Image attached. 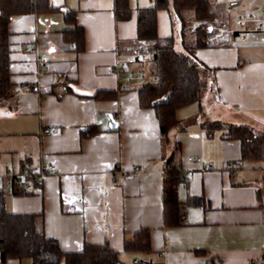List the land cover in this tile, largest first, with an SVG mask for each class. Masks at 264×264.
I'll return each mask as SVG.
<instances>
[{"label":"crops","instance_id":"1","mask_svg":"<svg viewBox=\"0 0 264 264\" xmlns=\"http://www.w3.org/2000/svg\"><path fill=\"white\" fill-rule=\"evenodd\" d=\"M208 1L216 18L203 22L211 30L208 46L194 52L209 69L202 74L204 89L199 102L177 109V125L166 134L153 110L138 103V88L153 80L150 61L117 76L110 72L139 44L136 12L152 0H127L126 21L113 17L112 0H48L51 12L9 19L11 94L0 98V191L7 213L35 216L65 254L106 244L124 264H248L260 257L264 160H243L238 139L223 138L222 128L208 136L202 125L245 126L264 136V0ZM66 11L75 13L85 34L81 52L63 39L62 31L71 29ZM155 17L158 36H175L182 52L178 25L164 9ZM97 92L114 96L96 99ZM49 126L57 129L43 134ZM92 128V136L82 135ZM189 156L201 164L188 162ZM167 159L183 180L177 186L180 225L164 227ZM50 163L56 171L39 189L7 190L8 170ZM207 164L211 169L204 170ZM142 228L150 231V250H124V239Z\"/></svg>","mask_w":264,"mask_h":264},{"label":"trees","instance_id":"2","mask_svg":"<svg viewBox=\"0 0 264 264\" xmlns=\"http://www.w3.org/2000/svg\"><path fill=\"white\" fill-rule=\"evenodd\" d=\"M150 7L139 8L136 12V32L139 43L146 46L149 55L150 74L153 80L138 88V103L144 109H151L157 119L159 131L166 134L177 125L175 113L178 108L199 102L204 89L202 74L209 69L194 57L197 49L207 47L208 26L216 11L208 0H152ZM113 17L120 21L130 19L131 10L127 0H112ZM164 9L171 25H178L183 51L175 48V36L159 37L156 31V12ZM48 0H0V98L10 93V68L8 50V21L12 16L25 14H46L53 11ZM192 19L200 23L189 36L185 27ZM63 20L71 29L62 31L63 39L73 44L76 52L84 50L82 27L76 24L75 13L66 11ZM96 99L112 98V92H97ZM224 129L225 139H238L241 143L243 160H264V136L256 134L245 126H224L222 123L206 122L202 129L211 136L216 129ZM94 128L81 131L90 137ZM162 184L163 225H180L177 198L178 184L183 180L172 160L165 161ZM4 193L0 191V259L2 262L16 259H30L32 264H124L117 252L106 244L85 245L76 253H63L55 239L47 238L38 228L35 216L30 214L7 213L4 207ZM150 231L138 229L132 237L125 238L126 251H149Z\"/></svg>","mask_w":264,"mask_h":264},{"label":"built area","instance_id":"3","mask_svg":"<svg viewBox=\"0 0 264 264\" xmlns=\"http://www.w3.org/2000/svg\"><path fill=\"white\" fill-rule=\"evenodd\" d=\"M33 52H35L34 49H32V53ZM148 59L149 55L146 52V46H144V44L142 43H139L135 48L132 49L131 54L127 58L121 60L119 59L118 62L110 70V72L112 75L117 76L120 72L126 71L127 66L133 65V63L135 62L146 63ZM56 129V126H49L45 128L42 132L43 134L49 135L50 133H53ZM186 158L188 162H195L197 164H201V158L197 156H189ZM203 169H211V166L207 164L203 167ZM55 171L56 167L52 163L41 165L36 170H32L29 167H25L22 169V171L18 173L8 170L6 178L11 181V186H8L7 190L14 189L22 192H33L39 189L43 185L44 179L47 176H51V174H54ZM118 173L121 175L122 179L128 178V175H126L124 172H120L118 170ZM184 177L186 180H189V177L187 175H185ZM263 261L264 248L260 254V257L257 259H253L248 264H261Z\"/></svg>","mask_w":264,"mask_h":264},{"label":"rangeland","instance_id":"4","mask_svg":"<svg viewBox=\"0 0 264 264\" xmlns=\"http://www.w3.org/2000/svg\"><path fill=\"white\" fill-rule=\"evenodd\" d=\"M203 23V22H202ZM200 23H193V21L191 22V24L190 25H188V23H187V25H186V27H185V30H186V32H190V30H192V32L194 31V29L199 25ZM206 25H207V23H205ZM188 26V27H187ZM150 82H151V80H150Z\"/></svg>","mask_w":264,"mask_h":264},{"label":"water","instance_id":"5","mask_svg":"<svg viewBox=\"0 0 264 264\" xmlns=\"http://www.w3.org/2000/svg\"><path fill=\"white\" fill-rule=\"evenodd\" d=\"M207 30H208L209 33L211 32L210 28H208Z\"/></svg>","mask_w":264,"mask_h":264}]
</instances>
